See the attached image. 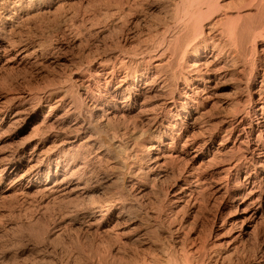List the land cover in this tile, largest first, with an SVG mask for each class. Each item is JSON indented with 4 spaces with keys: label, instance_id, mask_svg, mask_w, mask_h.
Segmentation results:
<instances>
[{
    "label": "bare ground",
    "instance_id": "6f19581e",
    "mask_svg": "<svg viewBox=\"0 0 264 264\" xmlns=\"http://www.w3.org/2000/svg\"><path fill=\"white\" fill-rule=\"evenodd\" d=\"M64 1L0 0V70L46 62L74 67L67 86L52 87L37 95L42 100L62 94L45 115L31 92L0 101V130L21 124L19 132L31 127L34 132L28 136L33 142L31 149L29 143L11 150L0 147V194L6 190L4 182L25 162L41 156L44 162L40 160L36 167L15 176L10 188L20 186L21 193L27 194L33 187L42 186L46 194L87 196L90 188L86 182L93 177L88 169V151L98 144L116 147L111 137H102L100 119H121L129 123L122 129L131 133L134 144L150 143L151 147L145 163L140 164L133 161L142 153L137 145L118 151L119 172L114 176L104 173L107 182L119 180L126 188L127 184L138 185L144 177L173 178L172 189L165 196L168 205L177 208L208 195L213 203L218 202L220 214L229 206L237 210V217L221 224L229 227V242L247 239L253 222L264 216V0H237L239 5L233 0H171L166 9L168 24L156 27L149 39L150 34L136 47L121 45L109 54L95 56L89 55L91 51L74 56L67 50L68 41L54 43L40 29H30L35 27L26 26L27 31H23L22 24L34 11ZM219 79L230 84L232 92L231 99L223 103ZM210 103L217 108L212 109L215 113L211 110L213 114L208 108L206 111ZM106 200L79 211L82 216L100 218L98 222L103 224L114 219L113 227H119L121 221L137 223L134 238L140 250L134 263L207 264L213 256L209 257L212 246L208 236L201 237L198 232V236L185 237L184 229L192 221L177 223L167 214L166 205L161 204L158 212L135 214L130 201ZM197 210L192 211L195 218L200 215ZM194 224L197 228L198 221ZM217 242L213 246L218 247ZM221 257L217 264L232 261ZM253 257L244 263L264 264V247ZM128 261L125 264L131 263Z\"/></svg>",
    "mask_w": 264,
    "mask_h": 264
},
{
    "label": "rangeland",
    "instance_id": "374dc122",
    "mask_svg": "<svg viewBox=\"0 0 264 264\" xmlns=\"http://www.w3.org/2000/svg\"><path fill=\"white\" fill-rule=\"evenodd\" d=\"M166 1L167 0H66L34 11L32 13L33 15H30L31 17L25 19L26 22L22 24V27L23 31H27L26 26L35 27L30 28L31 30L40 29L39 31L44 33V36L49 37L48 39H51L54 43H66L68 41L67 50L70 54H74V56H80L81 52L82 54H86L90 51L89 55L91 56L101 55L104 54V52L105 54H109L108 51H114L121 45L127 48L136 47L142 40L147 38L148 34H150L147 38L149 39L152 33L155 32L156 27H161V25L166 24L165 22H169L166 9L167 4L169 5L171 0ZM234 1L237 2V0H233V2ZM242 1L244 0H240L239 2L242 3ZM239 2L236 4L239 5ZM235 3L234 5H236ZM163 7L165 9L162 10ZM164 14L166 16H164ZM16 65H13L15 67L5 68L6 70L2 68L0 70V101L5 100L4 98L11 97L13 94L31 92L32 95H35L36 106L43 111V115L49 113V106L62 94L60 96L55 95L50 98H45L46 100H40L38 97L49 88L59 85L67 86V79L74 67L69 66L70 68H64V66H59L50 62H46L39 66L29 63ZM5 82L8 83L6 84ZM222 83L223 82L219 79L218 85H221L219 89L222 94L221 103L229 101L232 94L229 86L230 84ZM228 95H230V98ZM210 104L206 107V111L207 108L208 110L210 109V111L212 109L216 111L217 108L214 109V105ZM216 105L219 106V103ZM215 111L213 112L215 113ZM211 112L210 114H213V112ZM39 119H42V116H40ZM111 120L112 121L107 122L106 120L102 119L101 121L100 119V128L103 130L101 131V135L102 137H109V139L111 137L116 147H102L98 144L88 151L87 158L89 157L88 162L90 161L88 169L89 171L92 170L93 177L86 182L88 183V185H86L90 188L87 196L61 195L57 192H47L46 194V191H41L43 189L42 186L33 187L27 194L21 193L22 189L20 186H18L19 188H10L11 185H13L12 182L14 181V177L28 171L30 169L29 167H36L39 161L42 160L41 156L35 157L30 162H25L11 179L4 182L3 189L6 190L4 193L0 194V264H125L129 258H132L131 261L129 260L131 262L129 264H132V262L136 264V261L134 263V259L135 257L138 258L136 254H139L138 251L140 250V245L137 243L136 238H134L137 237L138 233L137 223L132 225L129 221V223L127 221H121L119 227H113L115 223L114 219L103 224L101 220L98 222L100 218L85 217V215L82 216L79 211L80 208H86L87 205L92 206L93 204H101L105 202L106 198V201H114L115 198L120 199V201L121 198L122 201H130L129 204L131 207L137 210H134L135 214L138 212H140L139 214H145L151 211L158 212L161 204L166 205L168 209L166 210L169 212L167 214L170 215V217L172 215L173 220L177 219V223L186 222L187 224L192 221V223H188L189 226L185 224V227L187 226L188 228L186 227L184 229L185 232L183 235L191 234V236H198L200 233L199 235L201 237H205V235L206 237L208 236V243L212 246L209 257L212 253L213 256L208 259L207 264H217L215 261L220 263L222 262L221 256H226L225 259H228V257L231 256L230 254H232V258L230 257V259L234 263L232 261H229V263L227 260V264H235V262H237V264H245L255 258L253 256L259 252V248L264 247V216L253 222L254 228L247 239L241 240L243 242L237 241L233 243L232 241L229 242L231 240V233L228 232L229 227L227 224L221 225L223 221H227L228 218L237 217V210L233 206H229L220 214L217 201L213 203L212 198H209L208 195L204 197L198 195L199 197L195 203L194 200H190L187 204L183 202L177 207L179 209L178 211L177 208L174 206L171 207L165 202L167 200L165 196H167L166 194L169 193L174 184L173 178H167L166 180L153 179V181L152 179L148 180L147 177H144L140 180L138 185L131 186V184H127L126 188H123L125 185L119 180L116 182H107V178L105 177L106 172L107 174L109 173V176H114V173L119 172L120 152L123 148L126 149V147L129 146L127 148L129 151L133 145H137L138 147L136 146V149L142 152L137 156L142 160L138 158L133 159V161L135 160V162H137L136 164H140L145 163V156L148 153L147 149L151 147L150 143H140L142 144H139L142 146L140 148L138 144H134L132 137H130L131 133L125 134L122 129V127L125 128L129 123L121 119ZM5 127L0 130L1 149L5 148L4 150H6L8 148V150H11L20 146L21 143H29V148L31 149L33 142L31 143L28 136L34 133L31 131L32 127L22 132H19L22 127L21 124H11L9 127ZM129 130L132 131V128ZM98 146L99 149H97ZM118 147L119 150L116 149ZM144 147L147 148L143 150ZM100 149H103L102 152H98ZM118 154H120L119 159L117 158ZM43 162L42 160V163ZM64 167L66 166L62 168ZM40 173L44 174V171H40ZM127 179H129V177ZM144 187L147 190H143V192L142 188L144 189ZM118 199L115 201H118ZM197 208L202 211L197 210ZM196 210L200 214L197 213V215L200 216L199 220V216L196 217V220L193 214ZM197 221L198 225L197 228H195L196 225L194 222ZM191 224L193 225L191 226ZM174 225H176V222ZM134 231H136V233ZM160 232L162 233V231ZM189 235L187 237H189ZM133 240L136 243L132 242ZM167 240L168 239H165V242L169 243ZM217 241L220 244L223 243L221 241L226 242L220 245ZM216 242L217 246L219 245L218 247L213 246L214 244L216 245ZM124 243L126 247H123ZM234 245L238 247L237 250V247L232 249ZM132 248L136 251L135 254ZM127 250H129V253ZM217 252L218 254L215 255ZM125 254L128 255V257L125 256ZM123 256L126 259L128 258V260L124 259Z\"/></svg>",
    "mask_w": 264,
    "mask_h": 264
}]
</instances>
